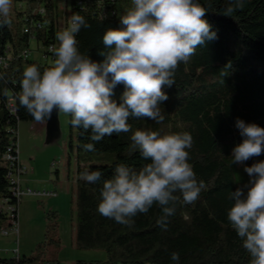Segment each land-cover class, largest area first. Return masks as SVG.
Masks as SVG:
<instances>
[{"label": "trees", "instance_id": "obj_1", "mask_svg": "<svg viewBox=\"0 0 264 264\" xmlns=\"http://www.w3.org/2000/svg\"><path fill=\"white\" fill-rule=\"evenodd\" d=\"M65 20L73 13L85 17L90 28H82L76 39L79 51L91 60L101 62L102 37L108 29H120V17L132 7V0H68ZM212 7L203 17L217 34V39L198 47L187 63L175 72V84L163 90L169 99L161 104L164 121L160 124L145 118H130L132 131L105 136L99 142L90 133L75 129L78 178L75 182L72 210L75 223L72 246L75 250L100 251L103 260L75 264H177L170 259L178 252V264H250L242 240L231 227L227 211L232 206L229 193L249 181L245 167L264 161V154L243 164L231 163V153L242 142L237 119L264 128V0H245L243 10L231 17L223 15L229 0H199ZM57 0H13L11 27L0 29V59L7 57V67H0V201L16 205L9 191L8 168L4 157L12 146L16 156V130L21 122L35 123L16 97L26 66L37 65L41 71L51 67L24 58L33 42L48 48L58 42L55 34L60 19ZM22 5V8H18ZM43 8V14L37 11ZM24 29H27L26 33ZM123 85L114 89L112 99L119 103ZM13 103L10 112L8 101ZM136 130L163 134L189 132L193 138L188 149L196 179L204 189L194 204H175V214L168 217L167 229L156 221L162 212L153 206L147 214L133 217L134 225L126 227L97 212L102 181L111 178L117 164L135 169L145 161L139 152H130V137ZM93 143L94 151L84 144ZM99 170L102 181L88 184L80 179L85 170ZM245 191H247L245 189ZM179 195V193H177ZM182 199V198H181ZM17 223V210L15 212ZM43 239L27 256L0 259V264L59 263L61 250L58 212H44ZM6 213L0 206V232L9 229Z\"/></svg>", "mask_w": 264, "mask_h": 264}, {"label": "clouds", "instance_id": "obj_2", "mask_svg": "<svg viewBox=\"0 0 264 264\" xmlns=\"http://www.w3.org/2000/svg\"><path fill=\"white\" fill-rule=\"evenodd\" d=\"M245 0H229L223 15L231 17L243 10ZM212 7L199 0H132V7L120 17V29H108L102 37L104 48L95 62L79 51L77 35L90 28L84 16L73 13L67 27L55 34L58 42L50 46L53 64L43 71L26 66L16 97L36 124H46L53 113L70 117L72 127L90 133L99 142L114 133L132 131L130 118L164 121L161 104L169 97L164 88L175 84V72L187 63L198 47L217 39L211 25L203 19ZM13 0H0V29L11 27ZM2 78V77H0ZM123 85L119 103L112 99L114 89ZM242 142L231 153V163L243 164L264 154V128L237 119ZM130 152H139L148 161L140 169L117 164L111 178L102 181L99 170L80 173L88 184L102 181L97 212L126 227L134 225L133 217L147 214L154 205L162 215L156 223L167 229L168 217L175 214V204H194L205 184L196 179L189 163L188 149L193 138L189 132L161 134L158 131L132 132ZM94 151V144L83 145ZM249 181L230 192L232 206L227 219L250 264H264V161L245 167ZM245 189L247 191H245ZM179 193V195H177ZM182 198V199H181ZM170 259L179 262L178 252Z\"/></svg>", "mask_w": 264, "mask_h": 264}, {"label": "rangeland", "instance_id": "obj_3", "mask_svg": "<svg viewBox=\"0 0 264 264\" xmlns=\"http://www.w3.org/2000/svg\"><path fill=\"white\" fill-rule=\"evenodd\" d=\"M68 0L62 1L59 0L56 4L57 9L60 13V19L57 21L56 26L58 28V31L67 27L68 20H65V11L68 9ZM30 48L33 50L31 53V59L41 61L37 50L40 49V46H37L36 43L31 42ZM35 50V51H34ZM47 64L52 66L53 60L48 61ZM70 117L65 116L64 114L60 113L59 115V124L58 129L56 130L55 134L51 138H49V141L47 145L45 142L41 139L40 142L37 145L38 148V164H37V171L35 173L34 178L41 183L37 184L34 188H30L32 190L37 191H48L53 192V194L56 197L57 194L62 195L63 193H68L71 195L72 192H74L75 182L78 178L77 174V161H76V135H75V129L72 127L69 123ZM21 122L20 124H22ZM73 194V193H72ZM74 197V196H73ZM48 199V198H46ZM27 200H36V207L39 213L38 220L34 219V215L32 218H28V223H25V220L21 218L18 221V234L17 230L15 232H9V234H13L14 236L7 235L6 237H3V239H0V259H7L14 257V252L17 251L18 244H23L26 242L28 236H29V230L35 226H39L40 221L42 222L41 231H44L45 227V219H44V212L46 210H49L46 205L44 204V198H34V197H24L21 199V203L25 202ZM20 204V203H19ZM70 211L72 213V221H70L71 215ZM59 215V234H60V228H61V235L63 237L64 242L66 240H70L71 238V246H72V233H73V226L75 223V214L72 210V204L70 209L69 204V210L66 212V207L60 203L59 210H57ZM72 226V227H71ZM38 232V229L35 230V232ZM34 232V230H33ZM44 232L42 233V235ZM1 238V236H0ZM43 239V238H42ZM61 239V236H60ZM39 242L35 243L33 246V250L35 246ZM64 243L61 241V250L60 253L63 251ZM66 248V247H65ZM32 250V251H33ZM81 251V250H78ZM84 252H91L96 253L97 255L103 254V252L100 251H84ZM59 253V255H60ZM29 255V254H28ZM27 256V255H26ZM62 264H75L76 261L80 259H74L71 260L74 256L71 255L70 251H64L62 253ZM59 257V256H58ZM98 258V257H96ZM99 259H95L92 261H96Z\"/></svg>", "mask_w": 264, "mask_h": 264}, {"label": "crops", "instance_id": "obj_4", "mask_svg": "<svg viewBox=\"0 0 264 264\" xmlns=\"http://www.w3.org/2000/svg\"><path fill=\"white\" fill-rule=\"evenodd\" d=\"M37 46H40V45H36L35 50H37ZM38 62H41V61H38ZM59 115H60L59 112L53 113L52 118L48 120L46 124H43V125L36 124V123H29V122H23L22 124L20 123L18 124L17 136H16L18 160L21 166L26 169V174L22 175L19 179V182L23 187L34 188L37 184L41 183L40 181L34 178L35 173L37 171V164H38L37 145L41 139L47 145L49 138H51L53 134H55L56 130L58 129V124L60 122ZM72 193L71 195H69L68 193H63L62 195L57 194L56 197H48V199L44 198L45 200L43 202L46 205V207L52 211L59 210V205L60 203H62L66 207V212H67L69 210V204H70V209H71V204H72V200L74 196V194ZM36 202H37L36 200H27L22 203L20 202L17 208V225H18L19 219L21 220V218L25 220V223H28L29 221H27V219L32 218L33 215H34V219L38 220L37 218L39 216V213L36 207ZM69 215H71L70 221H72L71 211ZM41 226H42V222L40 221L39 226H35L31 228V230H29L28 232L29 236L26 242L23 243L22 245L18 244L19 245L17 248L18 256H26L30 254L33 250L34 244L42 240L43 238L42 233L44 231L43 232L41 231L40 229ZM37 229H38V232L37 231L35 232V230ZM17 234H18V226H17ZM9 235L14 236L13 234H9ZM60 236H61L62 243H64L63 244L64 248L58 257L59 264H62L63 258L61 255L65 250L70 251L71 255L74 256L73 258H71V260L80 259L83 261H92L95 259H99V260L104 259V255L102 254L97 255L96 253L75 250L73 246H71V238L70 240H66V242H64L63 237L61 235V228H60ZM0 239L4 240L2 236Z\"/></svg>", "mask_w": 264, "mask_h": 264}, {"label": "built area", "instance_id": "obj_5", "mask_svg": "<svg viewBox=\"0 0 264 264\" xmlns=\"http://www.w3.org/2000/svg\"><path fill=\"white\" fill-rule=\"evenodd\" d=\"M59 0H57L58 2ZM65 1V0H62ZM22 5H18V8H22ZM43 8H40L37 12L40 14H43ZM27 29H24V32L26 33ZM33 42V40H32ZM52 46V45H51ZM40 50H37L36 52L40 55L41 63H47L48 61H52L53 54L49 51V48H43L40 46ZM32 49L30 48V51H26L23 55L24 58H31ZM35 51V50H34ZM7 57L5 59H0V67L5 68L7 67V58L8 54L6 53ZM8 107L10 109V112H14L13 103L11 100L8 101ZM17 136V130L16 134ZM13 146V145H12ZM12 146L8 149V153L5 155L4 159L7 162V168H8V182H9V191L12 196V198L16 201V205L9 204L7 200H1L0 206L2 210L6 213V216L8 218V222L11 224V227L9 229H4L0 232V235L2 237H6L9 232H15L17 230V223L14 220L16 215L15 212L18 208V205L22 198L24 197H34V198H48L55 196L53 192L48 191H37L32 190L30 188L23 187L19 179L22 175L26 174V169L21 166L18 160V151H17V139H16V156L12 155ZM15 256H18V251L14 252ZM45 264H59V263H45Z\"/></svg>", "mask_w": 264, "mask_h": 264}]
</instances>
